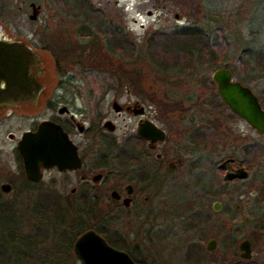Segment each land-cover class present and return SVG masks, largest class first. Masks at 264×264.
Returning <instances> with one entry per match:
<instances>
[{"label":"flooded vegetation","instance_id":"obj_1","mask_svg":"<svg viewBox=\"0 0 264 264\" xmlns=\"http://www.w3.org/2000/svg\"><path fill=\"white\" fill-rule=\"evenodd\" d=\"M34 4L32 2L31 6L33 14L36 10L37 18L40 6L35 7ZM75 37L83 41L82 45L91 41V35L86 32H76ZM28 45L38 52V62L32 63L29 71L42 87L38 94L33 91L35 97L27 95L12 102L45 101L46 108L53 114L26 131H35L44 120L55 122L73 144L75 156L71 166L41 165L42 176L39 180L32 179L26 174L23 158L16 146L21 180L17 183L10 179L8 183H2L0 198L12 193L20 183V193L14 192L15 195L35 201L30 205V220L22 217L15 205L13 217L16 224L0 232L3 263L8 261L10 252L7 253V243L18 252L15 264H83L74 244L83 233L91 230L113 247L129 253L135 261L139 258L141 263H146L142 255L147 247L144 242L151 235H143L140 232L144 231L142 227L136 228L135 225L142 226L144 218L152 213L149 199L153 196L154 200L157 196V182L172 185L177 177L185 174L181 167L186 162L187 171L190 168L197 171L195 213L199 231L197 239L202 246L190 249L186 259L198 264H264V186L261 184L260 187L256 181L259 175L247 183L253 168L263 161V153L260 156L256 152L259 148L263 150V144L250 142L238 150L227 148L221 144L220 136L216 137L218 121L200 113L197 120L193 117L182 125L181 131H185V135L181 138V153L175 159L171 152L178 148L175 142L170 143L173 123L170 105L161 107L141 100L112 101L115 117H121L125 127L120 137L115 139L108 131L115 132L117 123L100 109L105 97L78 96L70 88L73 87V79H59L53 95L45 96L47 85L43 57L49 51L48 46L30 42ZM79 53L82 55V51ZM58 58H54L57 67L60 64ZM116 102L118 109L115 108ZM93 104H96L94 118ZM144 134H150L151 138H145ZM254 156H258L257 159ZM242 168L248 171L247 177L228 178L227 174H236ZM31 187L35 189L31 190ZM37 199L52 201L54 207L37 211ZM221 215L225 216V222L221 221ZM260 216H263V223L258 224ZM209 229L224 231V239L215 234L207 237ZM16 246L22 248L20 253Z\"/></svg>","mask_w":264,"mask_h":264},{"label":"rangeland","instance_id":"obj_2","mask_svg":"<svg viewBox=\"0 0 264 264\" xmlns=\"http://www.w3.org/2000/svg\"><path fill=\"white\" fill-rule=\"evenodd\" d=\"M89 1L94 8L102 11L106 21L115 23L119 30H122L123 37L125 33L126 37L134 42L136 50L133 58L110 52L105 37L100 33L91 36V41L85 45L81 44L82 40L76 39L75 33L80 32V26L85 24L82 16L75 10L77 0H0V35L3 38L48 46L49 51L45 52L43 57L44 80L47 85L45 96L53 95L59 79H73V87L70 88L78 96L105 97L100 109L117 123L115 132L108 131L115 139L120 137L125 127L122 118L115 117L113 100L120 103L141 100L146 103L154 102L161 107L170 105L173 122L170 143L175 142V147L178 148L172 149L171 152L175 159L181 153V138L185 135V131H181L182 125L189 123L190 118L197 120L202 113L206 118L218 121L216 124H219V133L217 128L216 137L220 136L221 144H225V147L238 150L240 146L250 142L264 145V134L256 132L246 121L233 114L218 93L217 84L213 80V71L227 66L233 71L235 80L242 81L246 78L257 85L256 90L263 92L264 70L251 69L250 73L249 70L248 73H241L236 61L241 49L250 44L247 24L260 0ZM32 2L36 7L40 6L36 19H31ZM211 9L227 13L222 18L218 17L219 26L225 28L228 40L227 50L220 64H195L194 61L189 65L186 56L177 62L172 59L170 53L164 52L166 58L163 55L161 58L168 60L172 66L162 67L150 57L148 38L156 31L165 32L196 23L201 28L214 32V23L206 16ZM81 51L83 58L79 53ZM39 54L42 55L41 52ZM57 57H60L59 67L54 59ZM32 100L12 102L8 106L0 107V185L8 183L10 179L17 183L21 180V175L18 174L20 171L16 143L24 131L53 114L46 108L45 101L38 103V100ZM93 106L94 118L96 104ZM209 135L212 139V132ZM236 154L239 155L238 152ZM262 159L263 161L253 168L247 183L253 182L259 175L260 178L256 181H259L260 187L261 184L264 186V154ZM186 166L188 167V163L184 162L181 169L185 170V174L177 177L172 185L157 182V196L154 200L153 196L149 199L152 213L144 218L146 222L142 221V226L135 225L136 228L142 227L144 231L140 232H143V235H151L145 239L147 247L142 254L148 264H198L197 261L186 259L188 251L192 249L191 244L202 247L197 239V221L193 225L189 219L197 210V171L194 168L187 171ZM20 185L19 183L18 187L14 186L17 189L0 198V201L10 203L14 207L16 205L18 213L30 220V205L35 200L23 198L20 194L15 195L20 193ZM34 189L31 187V190ZM152 194L154 195V190ZM219 217L225 222L224 215ZM261 222L263 223V216H260L256 223ZM185 223L192 228L187 230ZM206 233L207 237L215 234L221 239H224L226 234L224 231L216 232L211 229ZM5 246L7 253L10 251L8 261L0 264H15L18 252L7 243ZM16 248L20 253L22 248Z\"/></svg>","mask_w":264,"mask_h":264},{"label":"water","instance_id":"obj_3","mask_svg":"<svg viewBox=\"0 0 264 264\" xmlns=\"http://www.w3.org/2000/svg\"><path fill=\"white\" fill-rule=\"evenodd\" d=\"M35 12L36 10L31 19H36ZM38 59L37 51L26 42L3 39L0 35V105L10 104L13 100L27 95L35 97L33 91L39 93L42 86L29 71L30 65L38 62ZM213 72V80L224 103L257 132L264 134V108L257 94L249 86L235 80L233 71L227 66ZM115 108L118 109L117 102ZM144 136L151 138L150 134ZM17 144L26 174L32 179L39 180L42 176L41 165H58L61 168L71 166L75 156L73 144L67 134L60 125L51 120L42 121L35 131L24 132ZM227 175L228 178H244L248 176V171L242 168L236 174ZM5 188L8 186L5 185ZM74 245L75 252L84 261L83 264H148L135 261L129 253L113 247L92 230L83 233Z\"/></svg>","mask_w":264,"mask_h":264},{"label":"trees","instance_id":"obj_4","mask_svg":"<svg viewBox=\"0 0 264 264\" xmlns=\"http://www.w3.org/2000/svg\"><path fill=\"white\" fill-rule=\"evenodd\" d=\"M77 14H80L85 24L80 26V32L89 33L91 36L96 33L102 34L106 39V46L110 52H115L121 56L133 58L134 51L136 50L134 42L129 37H124L121 34L122 30L116 26L115 23H111L105 20V16L102 11L93 7L89 0H77L75 5ZM216 10V9H215ZM211 12H207L209 20L214 23V32L207 31L201 28L198 24L193 23L187 26H181L174 30H167L165 32L156 31L151 33L148 38V52L153 60L155 59L162 67L172 66L168 60H165L164 52L170 53L174 61L180 60L186 56L189 65L190 62L195 64H220L225 50H227L228 40L225 33V28L220 27L218 17L222 18L223 10L216 12L213 9ZM249 23L247 24L248 34L250 37L249 46L241 49L237 57V66L241 73H249L251 69L264 70V0H260L259 4H256L255 9L252 11L249 17ZM165 58H161V56ZM174 67V66H173ZM113 77V75L111 76ZM241 81V80H240ZM243 84L249 86L252 91H256L259 95V99L264 108V89L263 92L256 90V84L251 83L246 78L241 81ZM256 85V86H255ZM257 143V142H255ZM256 151L264 154V147ZM255 152V153H256ZM258 156H254L257 159ZM17 158L20 159L19 155ZM52 201H37L35 208L37 211H42L44 208H52ZM14 205L0 201V230L11 224H16L14 220ZM192 224L196 223V213H192L190 218ZM190 222V221H188ZM191 225L185 223V228L190 230ZM0 231V232H1ZM195 245H190L194 248ZM4 255L0 249V263L3 261ZM2 258V259H1ZM137 261H140L138 258ZM141 262V261H140ZM20 264V263H18Z\"/></svg>","mask_w":264,"mask_h":264}]
</instances>
